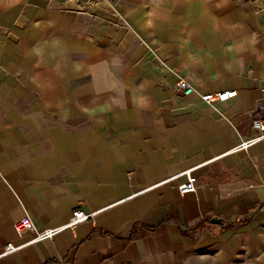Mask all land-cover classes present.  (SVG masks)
Returning a JSON list of instances; mask_svg holds the SVG:
<instances>
[{"label": "crops", "instance_id": "crops-1", "mask_svg": "<svg viewBox=\"0 0 264 264\" xmlns=\"http://www.w3.org/2000/svg\"><path fill=\"white\" fill-rule=\"evenodd\" d=\"M260 108L264 0H0V264H264Z\"/></svg>", "mask_w": 264, "mask_h": 264}, {"label": "built area", "instance_id": "built-area-1", "mask_svg": "<svg viewBox=\"0 0 264 264\" xmlns=\"http://www.w3.org/2000/svg\"><path fill=\"white\" fill-rule=\"evenodd\" d=\"M177 87L180 90H182L185 95H190L193 93V89L185 81H180ZM236 96H237V91L232 90V91H222L219 93L203 95L202 99L206 101L208 104H212L213 102L216 101L226 102L235 98ZM252 118H253L252 127L256 130L257 133L252 139L244 141L239 146V149H243V150L248 149L250 146L264 139V109L263 108L258 109L257 112L252 114ZM193 170H195V168L184 171L174 177V178H179L182 176L186 177V182L180 185L179 187V191L182 195H185L186 193L196 192L197 178L193 175ZM93 216L94 213L87 214L83 211H75L71 219L68 221V223L57 227H49L43 229L38 228L30 217H25L20 221H18L17 223H15V229L19 234H23L24 232H33L34 236L30 241L22 245L17 246L14 245L13 243H8L5 246L0 257H4L12 253H15L24 247L34 245L36 243L48 239H52L66 230L75 231L79 225L91 220Z\"/></svg>", "mask_w": 264, "mask_h": 264}, {"label": "water", "instance_id": "water-1", "mask_svg": "<svg viewBox=\"0 0 264 264\" xmlns=\"http://www.w3.org/2000/svg\"><path fill=\"white\" fill-rule=\"evenodd\" d=\"M218 222H220L219 220H217Z\"/></svg>", "mask_w": 264, "mask_h": 264}]
</instances>
